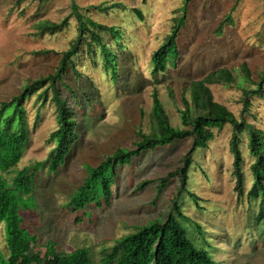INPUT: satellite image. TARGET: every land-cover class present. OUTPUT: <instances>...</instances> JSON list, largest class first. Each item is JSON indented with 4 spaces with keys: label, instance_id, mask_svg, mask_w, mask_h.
Segmentation results:
<instances>
[{
    "label": "rangeland",
    "instance_id": "rangeland-1",
    "mask_svg": "<svg viewBox=\"0 0 264 264\" xmlns=\"http://www.w3.org/2000/svg\"><path fill=\"white\" fill-rule=\"evenodd\" d=\"M72 1L86 19L115 26L120 37L102 34L111 50L109 61L103 60L99 48L89 54L82 43L74 58L78 74L67 70L57 84L77 123V139L65 162L56 171L48 167V156L55 146L50 134L58 124L51 90L46 96L42 94L46 84L22 102L28 141L20 160L2 175L10 182L25 168L35 174L32 188L24 196L28 206L20 210L23 233L36 240L33 250L43 255L48 241L57 251L87 247L98 264L103 249L166 213L177 194V177L170 178L160 193L156 182L142 188L138 185L174 171L189 151L191 137L142 152L119 166L109 204L92 203L80 211L68 206L87 176V166H97L118 147L133 148L139 140L138 128L143 133L150 131L154 90L170 124L184 128L180 120L184 86L211 70L226 68L234 82L209 85L213 99L237 119L243 117L264 131V82L263 96L249 92L264 74V0H0V102L9 101L25 85L55 71L60 52L67 50L78 34ZM111 3L119 6L94 8ZM133 8L141 10L142 20ZM64 18L68 19L67 26L54 34H41L35 27L39 21L60 22ZM176 24H182L176 39L177 59L167 56L166 70L154 75L153 53ZM219 25L220 33L216 31ZM243 63L251 79L242 72L246 70ZM245 91L251 95V106L242 113ZM185 96L190 100L188 92ZM212 130L213 139L206 148L195 149L187 172V189L199 200L186 193L179 198L184 214L203 232L188 226L190 235L217 264H264V219L256 220L260 198L252 200L247 195L254 160L248 135H240L244 181L239 195L229 149L232 126ZM0 254L8 255L3 223Z\"/></svg>",
    "mask_w": 264,
    "mask_h": 264
},
{
    "label": "trees",
    "instance_id": "trees-1",
    "mask_svg": "<svg viewBox=\"0 0 264 264\" xmlns=\"http://www.w3.org/2000/svg\"><path fill=\"white\" fill-rule=\"evenodd\" d=\"M24 0H17L21 2ZM43 2L45 0H37ZM117 3L108 6L96 5L94 8L108 10ZM72 12L77 20L78 34L71 46L60 52L59 64L53 73L30 82L23 87L22 92L12 97L9 101L0 102V223L4 225L5 242L8 255L0 254V264H95L90 250L87 247L76 248L69 252L57 251L55 244L48 241L45 244V252L40 255L33 250L35 237L23 233L20 210L28 206L24 196L32 188L34 173H28L25 168L17 172L13 181L7 182L2 173L11 170L20 160L28 141V127L22 106L23 100L47 84L42 91L46 96L51 90V100L56 107L57 128L50 134V139L55 141V146L48 156L49 169L56 171L66 159V155L77 139L75 113L68 101L62 97L58 82H62L67 70H72L77 75L74 58L80 51V45H86L89 54L95 53V47L99 48L103 60L109 61L111 50L104 43L102 34H110L114 39L120 37V30L115 26H108L91 19H86L78 10L77 4L72 1ZM139 19H143L140 9L133 8ZM184 20V17H181ZM229 18V17H228ZM68 24L64 18L60 22L50 20L39 21L35 27L39 33L54 34L63 30ZM181 25H174L171 33L165 41L153 53L152 73L157 75L167 68L168 57L178 56L177 35ZM219 25L217 32L220 33ZM49 52V51H45ZM175 65V64H174ZM242 70L246 78L251 79L248 67ZM234 82L233 74L226 68H217L209 71L201 79L190 81L184 86L181 100L183 108L180 110L182 126L173 127L164 111L161 100L156 90L152 93V108L150 113L151 129L143 133L140 128L136 134L139 138L133 148H116L106 156L97 166H87V176L81 185L75 189L68 202L73 210H83L94 203L109 204L111 198V186L115 183L117 168L128 164L132 158L142 152L153 150L156 147L171 144L176 140L191 137L192 144L189 151L182 156L180 165L155 181H143L138 188H142L151 182H156L157 192H161L170 178H179L177 194L172 198L171 205L166 213L149 221L145 225L137 227L134 232L117 238L114 244L100 252L98 264H217L202 246H198L192 239L189 227L191 226L200 234H203L201 226L192 221L181 209L179 198L186 193L195 201L199 198L195 193L187 189L188 168L192 162V154L196 148H206L208 142L213 139V128L221 129L225 124L232 126V134L229 141V149L233 154V174L235 176V190L239 195L243 193L244 175L241 169L243 158L239 149L241 133L248 135V148L253 162L250 170L253 175L252 185L247 192L248 198L255 200L260 198V209L256 216L257 221L264 219V131L245 121L242 117L237 119L234 114L221 103L213 99L209 85L230 84ZM264 74L258 86L252 90V95L263 96L262 83ZM189 93L190 100L185 93ZM242 113L248 112L251 106V95L245 91ZM13 185H12V184ZM12 187L10 188L9 186ZM32 205V204H31Z\"/></svg>",
    "mask_w": 264,
    "mask_h": 264
}]
</instances>
